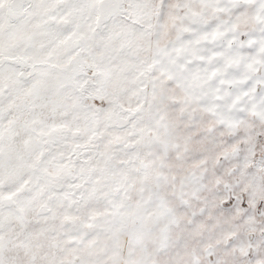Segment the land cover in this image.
Here are the masks:
<instances>
[{
    "label": "snow or ice",
    "instance_id": "snow-or-ice-1",
    "mask_svg": "<svg viewBox=\"0 0 264 264\" xmlns=\"http://www.w3.org/2000/svg\"><path fill=\"white\" fill-rule=\"evenodd\" d=\"M0 264H264V0H0Z\"/></svg>",
    "mask_w": 264,
    "mask_h": 264
}]
</instances>
